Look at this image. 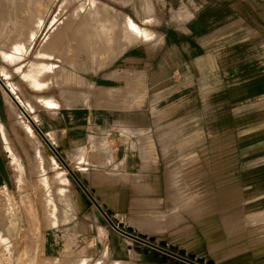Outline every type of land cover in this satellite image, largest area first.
<instances>
[{
  "label": "rangeland",
  "instance_id": "rangeland-1",
  "mask_svg": "<svg viewBox=\"0 0 264 264\" xmlns=\"http://www.w3.org/2000/svg\"><path fill=\"white\" fill-rule=\"evenodd\" d=\"M9 1L14 2L16 11L9 6ZM28 1L0 0V89L10 102L9 107L1 105L0 130L5 136L11 123L12 135H21L23 129L29 140L38 142L35 156L28 153L24 160L26 174L19 156L9 144L7 146L15 174L8 190H0V239L5 237L0 240V264H46L40 254L46 230L84 215L113 217L121 222L124 231L138 235L141 245L166 249L163 256L172 264H252L247 263L250 249L249 256H253L255 264H264V209L243 205L241 190L235 184L237 175L232 174L239 165L238 154L230 139L207 137L201 143H189L188 157L182 160L179 158L180 145L174 143L170 158L155 161L162 175L152 176L117 174L112 166L83 171L69 165L62 153H59V167L57 161L49 157L48 149L39 144L38 133L48 130L51 134L52 118L83 111L85 107L91 109L99 124L103 120L104 123L110 120L114 125L130 124L132 96L122 93L128 84L124 82L123 89L106 77L107 74L131 72L137 66L141 76L148 68L162 69L160 57L164 48L158 35L163 32L165 1L39 0L36 8L27 6ZM94 1L103 4L95 14L96 20L92 17L94 13H90ZM173 3L178 1L173 0ZM252 3L248 15L237 14L234 21L246 24V30L241 31L245 39L253 44L263 40L264 44V0H252ZM130 16L157 35L142 29ZM17 18L19 25L15 24ZM125 19L131 20L142 35L133 43L124 36ZM144 34L148 36L144 37ZM18 41L22 44L16 43ZM137 44L140 45L132 48ZM149 55L152 57L148 58ZM39 75L48 78L44 86L32 79ZM144 85L139 94V114L141 119L147 120L148 114L153 112L148 110V102L154 96L148 93L146 78ZM47 100L54 101L55 106ZM59 122L63 126L64 121L60 119ZM36 124L41 128L38 129ZM96 129L89 132L87 127L74 128L71 134H94V147L102 162L110 161L107 156L103 160L102 148L112 155V161L114 151L119 162L124 153L121 152L123 142L119 128L111 127L109 134L106 126ZM207 139L210 141L206 142ZM197 149L199 153L196 154ZM80 156L78 152L73 158ZM143 161L141 171H146L148 161ZM197 165L208 170L219 168L220 174L198 175L203 181V188L198 189L190 185V178L195 176H183L188 179V186L181 189L180 167ZM51 168L55 173L48 175ZM228 168L230 174L222 173ZM105 171L111 175H105ZM98 177L100 184L93 182V178ZM108 177L112 181L110 187L104 183ZM98 185L104 186L103 190H97ZM62 189H66L70 202L60 198L58 190ZM161 198L166 201L165 205L161 204ZM212 199L215 200L213 211ZM234 218H243L242 224L246 227L231 221ZM204 231L224 235L207 240ZM150 235L155 238H149ZM68 242L71 254L60 264H84L81 259L84 255L79 254L84 252L82 248L86 245L81 246L78 239Z\"/></svg>",
  "mask_w": 264,
  "mask_h": 264
},
{
  "label": "crops",
  "instance_id": "crops-1",
  "mask_svg": "<svg viewBox=\"0 0 264 264\" xmlns=\"http://www.w3.org/2000/svg\"><path fill=\"white\" fill-rule=\"evenodd\" d=\"M164 1L163 32L158 35L164 48L163 56L160 57L162 69L148 68L141 76L137 66L133 67L131 72L116 73L114 76L117 78L113 74L112 76L107 74L106 77L108 81H114L123 89H125L123 83L128 84V88L122 93L132 96L130 124L123 122L114 125L110 120L105 121L106 123L103 120V123L99 124L91 109L85 107L83 111L52 118L51 134L48 130L41 129L45 133H38L39 144L48 149L49 154L59 165L61 161L59 153H62L69 165L83 171L112 166L117 170V174L152 176L162 175V172L157 170L155 161L170 158L172 144L179 143V158L182 160L188 155L189 143H201L203 138L207 137H225L230 139L237 150L239 165L235 166L232 174L237 175L235 184L241 190L243 205L263 210L264 44L263 40L253 44L249 39H245L241 31L246 30V24L243 22L236 24L234 21L237 14L248 15L253 6L252 0H239V3L236 0H176L177 4H174L173 0ZM131 18L135 21L133 17ZM137 24L142 29L153 32L150 28ZM153 33L157 35L156 32ZM139 45H133L132 48ZM137 59L140 62V58ZM127 73L129 75H126ZM145 78L148 93L154 96L148 102V110L153 112L148 114L147 120L141 119L139 114V94L145 86ZM157 79L159 80L152 81ZM0 96L2 97L0 108L3 104L9 107L10 102H7L1 89ZM60 119L64 121L63 126L59 122ZM1 122L0 119V124ZM99 126H106L108 134L111 127L119 128L120 139L123 142L121 152L124 151L119 162L114 156V151L112 161V155L108 154L105 148H102L103 160L107 156L110 161L106 164L102 162L94 147V134H71L74 128L87 127L89 132H95ZM11 127L10 123L5 130V136L0 130V190L4 188V191L8 190L12 175L15 174L7 149L8 144L23 163L25 174L24 160L28 153L35 156L38 145L37 141L33 143L29 140L23 129L21 135H12ZM37 127L41 128L39 125ZM78 152L81 156L73 158ZM144 159L148 161L147 167L146 171H141ZM64 166L68 167L66 163ZM230 170L228 168L227 172L222 173L230 174ZM54 171L51 168L47 174H53ZM104 174L111 175L106 171ZM205 174L216 176L220 174V169L211 167L208 170L203 165L180 167L181 189L184 185L188 186V179L183 176H195V179L190 178V185L192 187L195 185L198 189L203 184L198 175ZM100 179L93 178V182L100 184ZM107 179L108 181L104 183L110 187L112 181L109 177ZM100 187L98 185L97 190H103L104 186ZM160 201L162 205L166 204L164 198ZM214 201L212 199L210 203L212 211ZM108 217L77 216L73 220L46 230L40 252L42 260L46 264L50 262L60 264L71 254L68 241L78 239L81 246L86 245L82 248L84 252L79 254L84 255L81 258L84 264H172L163 256L166 249L141 245L137 239L138 235L124 231L121 222ZM112 223L123 230L120 231ZM149 238L155 236L150 235Z\"/></svg>",
  "mask_w": 264,
  "mask_h": 264
},
{
  "label": "bare ground",
  "instance_id": "bare-ground-1",
  "mask_svg": "<svg viewBox=\"0 0 264 264\" xmlns=\"http://www.w3.org/2000/svg\"><path fill=\"white\" fill-rule=\"evenodd\" d=\"M38 1H39V0H29L28 3H27V6H29V7H34V6H35V8H36V5L38 4ZM127 1H130V0H127ZM8 4H9V6H11L12 8H14L15 11L18 9L17 7H13V6H14V2H13V1H9ZM32 5H33V6H32ZM102 6H103V4L99 3L98 1H94V2H93V7H92V10H91V12H90L91 14L94 13V14H92V17H95V14L98 13V11H100L99 9H100ZM105 7H106V6H105ZM19 8H20V7H19ZM27 8H28V7H27ZM38 8H39V7H38ZM38 8H37V9H38ZM20 9H21V8H20ZM30 9L32 10V8H30ZM103 9H104V8H103ZM31 12H34V11H31ZM100 15H101V14H100ZM104 15H105V14H104ZM97 16L100 17L99 15H97ZM101 16H102V15H101ZM30 17H31V16H30ZM98 17H97V19H99ZM94 19L96 20V17H95ZM104 19H105V18H104ZM21 21H22V20H21ZM104 22H105V21H104ZM19 23H20L19 18H17L15 24H18V25H19ZM96 23H97V22H96ZM109 23H111V22H109ZM23 24H24V23H23ZM97 24H98V23H97ZM101 25H103V24H101ZM101 25H100V26H101ZM107 25H108V24H107ZM109 25H110V24H109ZM103 26H104V27H107V26H105V25H103ZM103 26H102V27H103ZM134 26H135V25L133 24V22H132L131 20H129V19H125V29H124L125 32H124V33H126V34H124V36L126 35V36H125L126 40H127V41H130L131 43H133L134 41H136V40H138L140 37H142L141 33H140L139 31H137V30H136L137 28L134 27ZM111 28H112V26H111ZM111 28H110V29H111ZM102 29H104V28H102ZM105 29L107 30V28H105ZM100 31H101V30H100ZM104 31H105V30H104ZM106 32H107V31H106ZM103 34H104V33H103ZM104 35H105V34H104ZM106 35H107V34H106ZM107 36H108V35H107ZM107 36H106V37H107ZM146 36H148V35H147V34H144V37H146ZM92 39H93V38H92ZM18 40H20V41H22V42L24 43V40L19 39V38H18ZM22 42L20 43V42L18 41V42H16V43H18V44H22ZM16 43H15V44H16ZM17 46H19V45H17ZM17 46H16V47H17ZM19 47H21V46H19ZM39 76H40V77H39ZM39 76H32V77H33L32 79L35 80V83H36V84H38V83H39V84H41V83L43 84L46 80H48V78H46V79L42 78V75H39ZM30 77H31V76H29V78H30ZM34 77H35V78H34ZM32 79H30V80L32 81ZM46 82H48V81H46ZM33 83H34V82H33ZM36 84H35V85H36ZM44 84H45V83H44ZM44 84H43V86H44ZM39 88H40V87H39ZM47 101H48V100H47ZM49 101H50V100H49ZM49 101H48V103H50V102L52 103V102H53V104H54V106H55L54 101H50V102H49ZM56 104H57V103H56ZM51 105H52V104H51ZM49 157L52 158V156H50V155H49ZM64 178H65V177H64ZM62 179H63V178H62ZM57 183H58V182H57ZM60 183H61V182H60ZM46 184H47V183H46ZM48 185H49V184H48ZM53 185H54V184H53ZM49 187H50V186H49ZM49 187H48V189H49ZM51 187H52V186H51ZM51 187H50V188H51ZM59 187H60V186H59ZM48 189H47V190H48ZM62 190H63V191L58 190V191H59V195L61 196L60 198L63 199L64 201L67 200L68 202H70L71 200H70V198H69V196H68V194H67L66 189H65V190L62 189ZM232 190H233V189H231V192H232ZM236 190H237V189H236ZM58 191H57V192H58ZM236 193H239V192H236ZM233 195H234V194H233ZM233 195H232V196H233ZM235 195H236V194H235ZM206 196H207V194H206ZM206 196H205V197H206ZM238 196H239V195H238ZM238 196L236 195V197H238ZM223 197H224V196H223ZM223 197H222V198H223ZM225 197H228V196H225ZM239 199H240V198H239ZM235 200H236V199H235ZM61 201H62V200H61ZM239 201H240V200H239ZM65 203H66V202H65ZM66 204H67V203H66ZM69 204H70V203H69ZM69 204H68V205H69ZM70 205H71V204H70ZM70 205H69V206H70ZM224 205H225V204H224ZM233 205H234V204H233ZM71 206H72V205H71ZM222 207H223V206H222ZM52 213H53V212H52ZM64 214H65V213H64ZM67 216H68V215H67ZM65 218H66V217H65ZM229 219H230V218H229ZM67 220H68V219H67ZM65 221H66V220H65ZM231 221H234V222H237V223H241V224L244 223L243 218H242V219L234 218V219H231ZM207 222H208V221H207ZM242 225H243L244 227H246L244 224H242ZM247 225H248V224H247ZM217 228H218V227H216V229H217ZM216 229H215V230H216ZM204 230H205V229H204ZM213 231H214V230H213ZM204 232H205V231H204ZM208 232H209V231H208ZM210 232H211V231H210ZM210 232H209V233H210ZM221 233H222V231H221ZM221 233H219V234H221ZM257 233H258V232H257ZM205 234H206V232H205ZM222 235H224V234H222ZM222 235H217V234L214 235L213 233H212V234L210 233V234H206L205 237H206L207 240H216V239H218V237H221ZM4 238H5V237H4ZM4 238L1 237L0 240L2 241V239H4ZM258 239H259V238H258ZM263 243H264V242H262V244H263ZM262 244H261V245H262ZM257 246L259 247V244H258ZM257 246H256V247H257ZM251 250H252V249H250V250L248 251L249 253L246 252V253H248V255H247L248 257H247V256H246V257H247L248 260H249V261H247V263L249 262V263L255 264L254 259H253V256H252V255L249 256V254L252 253ZM258 250H259V249H258ZM262 250H263V248H262L259 252H261ZM259 252H258V253H259ZM246 253H244V254H246ZM259 255H260V254H259ZM246 257L244 258L245 260H246ZM241 259H242V258H241ZM242 260H243V259H242ZM242 262H243V261H241L240 263H242ZM244 264H245V262H244Z\"/></svg>",
  "mask_w": 264,
  "mask_h": 264
},
{
  "label": "water",
  "instance_id": "water-1",
  "mask_svg": "<svg viewBox=\"0 0 264 264\" xmlns=\"http://www.w3.org/2000/svg\"><path fill=\"white\" fill-rule=\"evenodd\" d=\"M113 224V223H112ZM114 225V224H113ZM117 229H119V227H117L116 225H114ZM126 234H128V235H130L129 233H127L126 232ZM130 236H132V237H134L133 235H130ZM135 238H137V237H135ZM137 239H139V238H137Z\"/></svg>",
  "mask_w": 264,
  "mask_h": 264
},
{
  "label": "built area",
  "instance_id": "built-area-1",
  "mask_svg": "<svg viewBox=\"0 0 264 264\" xmlns=\"http://www.w3.org/2000/svg\"><path fill=\"white\" fill-rule=\"evenodd\" d=\"M120 230V229H119ZM121 231V230H120Z\"/></svg>",
  "mask_w": 264,
  "mask_h": 264
}]
</instances>
